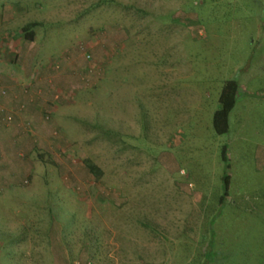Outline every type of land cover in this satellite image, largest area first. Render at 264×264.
I'll return each instance as SVG.
<instances>
[{
	"label": "rangeland",
	"instance_id": "374dc122",
	"mask_svg": "<svg viewBox=\"0 0 264 264\" xmlns=\"http://www.w3.org/2000/svg\"><path fill=\"white\" fill-rule=\"evenodd\" d=\"M2 8L0 53L26 80L49 65L57 75L62 57L84 71L67 73L64 87L83 98L61 101L58 142L16 158L0 144V264H264V0ZM31 22L36 42L22 31ZM229 79L240 92L217 135ZM62 83L36 80L54 92ZM223 145L228 197L217 213Z\"/></svg>",
	"mask_w": 264,
	"mask_h": 264
},
{
	"label": "crops",
	"instance_id": "0c3cea01",
	"mask_svg": "<svg viewBox=\"0 0 264 264\" xmlns=\"http://www.w3.org/2000/svg\"><path fill=\"white\" fill-rule=\"evenodd\" d=\"M6 9L9 8L6 7ZM2 11L3 14L8 12L4 8L0 12ZM1 23L3 25L6 24L4 17ZM9 41H11L10 43L8 42L10 46L17 47L15 43L18 40L15 43L11 39ZM33 42H36L35 38ZM69 59L63 57L60 59L62 68L54 76L44 73L49 69L50 65L48 67H39L37 72L34 71L35 79L34 76L32 77L33 72L26 70V73H30L29 76L32 78V81L29 82L25 79V75L22 76L24 72L21 71L17 64L10 61L6 62L0 53V144H8V146L4 144L5 148L9 147L10 149L8 157L16 158L20 154V157L29 156L28 152L34 150L38 143H44L45 146H49L50 142H58L57 137H55L57 130L55 121L60 119L62 100L67 99L66 97L69 94L74 95V98L78 100L79 98H83L76 92L77 89L64 87L66 85L67 73L76 74L79 71L78 73L81 74L84 71L78 67L79 62L77 57ZM46 77L50 79L52 77L53 80L63 82L60 88L55 91L59 92V96H54L55 92L52 87L36 86L37 78L44 79ZM11 78L12 81L10 80ZM14 79L18 82H13ZM36 93H39V95L36 96ZM45 113L53 115L52 120H49L51 118L46 116ZM8 115H11L12 118L10 122H6L5 120ZM26 121L32 125L34 131H31V129L26 130L23 127ZM28 131L32 132L33 137L31 139L29 138ZM34 138H37L36 140L38 141H35ZM30 142L33 144L27 145ZM15 143L17 144L15 145ZM0 148H2L1 145ZM21 168L27 171L25 165H21Z\"/></svg>",
	"mask_w": 264,
	"mask_h": 264
},
{
	"label": "trees",
	"instance_id": "16d2710c",
	"mask_svg": "<svg viewBox=\"0 0 264 264\" xmlns=\"http://www.w3.org/2000/svg\"><path fill=\"white\" fill-rule=\"evenodd\" d=\"M262 6V5H261ZM38 25L37 22H31L26 24L23 28V34L25 40L28 42H32L34 38V32L32 28ZM240 92V85L234 79L225 80L223 82L219 97L218 103L219 107L217 110L214 111L212 115V128L215 134L221 135L227 133L229 131V114L231 110L234 108L238 93ZM220 157L221 161L224 163V172L222 176L223 186H222V193L218 198V210L217 213L221 210V207L225 203L226 198L228 197V180L229 176L226 172L227 170V162H228V155H227V147L223 145L220 150ZM85 166L87 167L88 171L95 177H99L101 174V170L89 160H85ZM214 217L211 218L210 223H212ZM210 247V245H208Z\"/></svg>",
	"mask_w": 264,
	"mask_h": 264
}]
</instances>
